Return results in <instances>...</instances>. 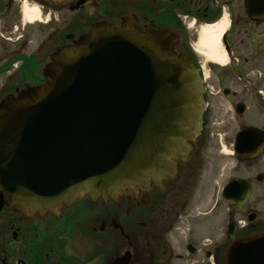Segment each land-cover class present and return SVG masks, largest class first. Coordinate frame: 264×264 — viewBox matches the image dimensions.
Instances as JSON below:
<instances>
[{
	"label": "flooded vegetation",
	"instance_id": "obj_1",
	"mask_svg": "<svg viewBox=\"0 0 264 264\" xmlns=\"http://www.w3.org/2000/svg\"><path fill=\"white\" fill-rule=\"evenodd\" d=\"M24 5L37 8V24L26 21ZM126 17L151 31L165 30L173 52L197 68L205 107L199 136L188 153L171 157L174 171L144 189L87 193L57 213L19 211L5 202L0 264H227L233 244L264 234V0H93L85 6L78 0H0V35L17 42L23 35L8 36L13 29L53 23L49 41L54 37L56 46L49 61L94 23L123 25ZM31 35L11 51L10 83L0 101L45 81V39ZM210 35L217 54L203 44ZM242 140L260 144L256 154H236ZM228 148L235 173L223 184ZM234 178L251 185L246 203L223 197Z\"/></svg>",
	"mask_w": 264,
	"mask_h": 264
},
{
	"label": "water",
	"instance_id": "obj_2",
	"mask_svg": "<svg viewBox=\"0 0 264 264\" xmlns=\"http://www.w3.org/2000/svg\"><path fill=\"white\" fill-rule=\"evenodd\" d=\"M45 76L0 103V209L8 202L56 213L86 193L147 187L174 170L169 157L187 152L199 134L197 69L172 52L165 30L144 29L135 17L121 27L94 24L52 55ZM258 145L242 140L235 150L250 157ZM250 191L238 179L223 195L244 203ZM227 261L264 264V236L232 246Z\"/></svg>",
	"mask_w": 264,
	"mask_h": 264
},
{
	"label": "rangeland",
	"instance_id": "obj_3",
	"mask_svg": "<svg viewBox=\"0 0 264 264\" xmlns=\"http://www.w3.org/2000/svg\"><path fill=\"white\" fill-rule=\"evenodd\" d=\"M27 6H28V4H27ZM25 7H26V5H24V7H23L24 11L26 9ZM50 17H52V16H50ZM25 18H26V15H25ZM26 21L28 22V20H26ZM37 22H35L33 24H37ZM44 22H45V20H44ZM43 24H45V23H43ZM52 24L53 23L46 24V25H41V26H37L36 25V26H32L30 28L29 27H26V30H23V31H22V27L20 29H18V30L13 29L12 30L13 32L11 34H9L8 36H14V34L17 33L18 31H19L17 33L18 36L21 37L23 35V37H21L17 42L14 39H12L13 40L12 41L13 43L10 41V39L5 40L0 35V39L3 40V42L0 40V98L4 96V92L5 91H3V88H4L5 84L10 83V81H9V73L12 70H8L7 71V68L9 66H11V63H10V60L9 59H11V58L14 57V56L11 55V51L12 50L16 51V46H17L16 44L17 43L21 45L25 40H28L29 41V37L33 33V37H36V38L37 37H39V38L41 37L42 39L43 38L45 39L44 47H45V49L47 51V55L45 56L44 60L45 61H48V54H50V52L56 46V42H53V41H55L54 40V37H53V39L51 41H49V36L53 32V29H54V27L52 26ZM7 32H9V31H7ZM29 33H30V35H29ZM8 38H11V37H8ZM33 43L31 42V44H30L31 47L34 46ZM35 45H37V42H36ZM34 49L35 48H33V50ZM6 56H8V59L2 60V58L6 57ZM16 64H18V63L15 62L14 65H16ZM226 151H227V152H225L227 154L226 155V159H225V161H226V163H225L226 164V167L223 170V174H224L223 177L220 178V180H221V182L223 184H224V182L226 181V179H227V177L229 175L235 173L233 168H234V166L236 164V160L233 157V154H232L233 151L231 150V148L226 149ZM242 171L244 172V170H241V172ZM221 211H222L223 217L226 216V214L228 212L227 211V207L223 205L221 207ZM245 214H246V210H242L238 214V216H239V218H241Z\"/></svg>",
	"mask_w": 264,
	"mask_h": 264
},
{
	"label": "bare ground",
	"instance_id": "obj_4",
	"mask_svg": "<svg viewBox=\"0 0 264 264\" xmlns=\"http://www.w3.org/2000/svg\"><path fill=\"white\" fill-rule=\"evenodd\" d=\"M36 11H37V8H36V10H34V9H31V8H29V7H27L26 9H25V15H26V20H28V22L30 23V24H33V23H35L37 20L36 19H38L39 20V15H37V13H36ZM224 29V27L221 29V31H220V33L219 34H221L222 33V30ZM208 34V33H207ZM216 39V37H215V35H210V38H208V37H204L203 38V44H206L207 46H209L211 49H213V50H215L216 49V43H215V40ZM215 40V41H214ZM212 55L215 53V54H217V49L214 51V52H210ZM216 57H218L217 55H216ZM215 58V57H214ZM171 157H173V156H171ZM171 157H169V158H171ZM261 236H264V235H261ZM249 240V238L248 239H246V241H248Z\"/></svg>",
	"mask_w": 264,
	"mask_h": 264
}]
</instances>
